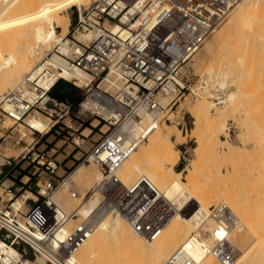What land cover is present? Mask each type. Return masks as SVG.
Instances as JSON below:
<instances>
[{
	"label": "built area",
	"instance_id": "1",
	"mask_svg": "<svg viewBox=\"0 0 264 264\" xmlns=\"http://www.w3.org/2000/svg\"><path fill=\"white\" fill-rule=\"evenodd\" d=\"M239 3L240 0H95L89 8L79 11L75 33H94L96 38L88 43L75 37L65 39L68 56L61 55L59 47L57 55L48 59V54L46 61L1 98L0 124L10 121L29 128L27 119L45 118L52 123L47 125L46 135L51 133L63 118L73 116V103L52 96L63 83L67 92L74 91L80 98L78 115L83 120L92 119L108 127L83 161L84 165L99 169L102 179L82 198L73 173L59 177V163L40 161L38 165L45 169V177L37 182L35 195L24 187H2L0 264H22L30 260L29 252L35 262L41 259L45 264H75L77 252L100 224L116 218L124 219L143 239L155 241L161 237L177 209L147 177L131 185L119 178V168L146 141L144 137L131 139L124 126L141 124L150 118L156 127L178 101L189 92L195 95L190 84L194 58ZM55 56L65 62L66 72L49 63ZM76 73L87 76L89 83L82 86L77 79L69 77ZM109 76L112 79L108 81ZM171 85L175 88L174 97L164 105L159 96L168 97L167 89ZM205 87L206 82L198 91L201 95L205 94ZM2 130L3 127L0 141L5 139ZM18 165L16 160H5L7 167ZM53 177L58 181L52 182ZM59 192L83 203L99 195L101 202L84 217L78 210L64 211L54 199ZM26 194L33 199H25L22 207L15 209V203ZM29 202L34 203L33 211L24 213L22 209L29 208ZM75 220L78 223L69 229ZM207 220L223 226L239 224V218L225 204L212 207ZM201 227L165 264H197L189 249L205 239ZM211 253L219 264H233L236 257L228 239L218 241Z\"/></svg>",
	"mask_w": 264,
	"mask_h": 264
},
{
	"label": "rangeland",
	"instance_id": "2",
	"mask_svg": "<svg viewBox=\"0 0 264 264\" xmlns=\"http://www.w3.org/2000/svg\"><path fill=\"white\" fill-rule=\"evenodd\" d=\"M93 1L94 0H92L90 5L93 3ZM253 2H257V0H254ZM0 3L1 9L4 5V2L0 0ZM87 8H82L79 10L78 8L67 7L65 11H62L61 15H67L70 19L69 33L67 35L68 38L65 37V39H70L73 37L77 39L80 34L75 33L79 11L83 12ZM263 15L264 14L262 12V17ZM232 19L233 16H231V18L228 19L229 21L227 20L226 23L204 43L200 52L194 58L190 68V72L192 74L190 84L192 85L191 90L195 92V95L192 94V92H189L185 98L178 101L176 105L171 110H169L166 117L159 120L158 126L165 131L171 132V134L176 137L173 140H177L175 147L179 152L180 158L175 170L177 172H184V176L181 180L185 184L193 186L195 183L194 181L193 183L188 184L189 174L186 172L187 170L192 169L190 163L192 161L193 164L198 165V169L201 171V174L206 176L210 180L211 184H213L216 188V190L213 188V194L216 191V194H214L215 196L220 197V193H222V196L233 199L232 206L228 207L237 215L240 223L243 225L244 231H242L241 235L244 239H239V235L236 233L235 236L233 235L234 239L232 236L230 237L231 239H229V241L232 247H234V243L237 249L241 247L239 250L243 254V261H245L244 263L264 264V260L258 258L255 253H247L253 246L254 240L251 238L250 230L248 227H246L252 224L254 225V223L257 224V218L259 220L260 215L261 217L264 216V37H260L261 39H258L259 36L257 37L258 34L256 32L252 33L254 36L252 34L249 35L251 38L255 37L250 39L248 35L246 36L244 33L242 34L239 32L242 35L237 33V37L239 36L240 39L247 37L245 41L247 42L248 40L249 42L247 44L250 45H246L244 47L246 44L245 43L244 45L242 44L243 47L240 48V40L238 39L237 41L236 36V38H234V36L233 38L227 37L228 39L221 41V43L212 50L211 55H208L207 51L210 44L212 43V40L217 36V34L225 29L226 25H228ZM262 25H264V23ZM262 25H259V27L262 28ZM261 28H259L257 31H262L264 26L263 29ZM13 31L14 29L10 32ZM57 32L59 36L61 35L62 30H58ZM261 34L259 33L260 36ZM4 37L9 39V36ZM6 38L4 39L6 40ZM17 38L15 37V39ZM19 40L15 41L18 42ZM11 41L9 42L6 40L5 44L6 47H9L11 43V51L14 49L17 50L18 47L20 48L21 44L24 46L22 40V42L19 41L18 43ZM236 41L238 43H236ZM245 41L243 39L242 43ZM7 42H9L8 45ZM29 43H31V41H29ZM17 44L18 47L15 48ZM12 48L14 49L12 50ZM41 48H36L38 51L37 55H31L32 59L30 58V61L33 63V67L35 68L43 61H46L48 54H50L48 59L54 55H57L56 53L58 49L55 48L54 45L51 49ZM40 50H42V52ZM238 51L239 53L237 54ZM39 53L41 55H38ZM234 55H236V57H234ZM39 56H41L43 60L40 59ZM239 57L244 59V62L241 60L243 65L241 62H239V64L241 63L240 65L238 63L236 64L235 61ZM242 58H239V61ZM210 69L215 71V75L211 77L209 75ZM224 72H229L230 74L228 77V85L233 86L231 92L235 90V86L239 84L242 85L244 82V93L242 95L239 94L238 100L232 104H222L217 106L220 102L218 103V101L215 99H211L210 96H213V94H219L216 91H221L219 82L222 79ZM204 82H206V85L209 83L210 93L201 95V93L198 91L200 90L201 86L204 85ZM64 88L65 86L63 83H61L55 89L52 96L55 98H63L73 103V116L71 119L67 117L63 118L51 133L46 135L45 132L42 135H38L31 131L27 126L14 125L10 121H7L5 125L0 124V128H4V130L1 131V134L5 136V139L0 141V196L3 195L4 188L11 187L13 183H15L16 188L19 189L24 187V190H28L35 195L34 192H38L35 184L41 178L45 177V169L38 165V162L40 161L43 163H46L47 161L59 163V177H63L66 172L68 174L74 173L80 166H85L90 170H92V168L93 170H99L94 165H84L83 161L87 154L91 151L92 147L96 145L102 138V135L108 131V127H105L104 124L99 125L97 121L92 119L89 121L83 120V118L78 115V103L80 98L76 96V92L74 91L64 93ZM6 91H4L1 95L4 96L11 90ZM3 96H1V98ZM224 96H226V94ZM224 96L222 95V97ZM162 98L165 97L159 96V100ZM203 99H205L209 104L216 105V107L212 108L214 112H211L213 117L210 122H207L199 111V105L202 101H204ZM215 111H218V116H214L216 113ZM197 118L201 119L199 127L194 126ZM42 120L46 122L47 125H52V123L45 118ZM218 120L225 122L226 131L220 133L219 141H216L213 134H218L220 129L218 126H215L213 122H217ZM94 127H97V129ZM7 130L9 131L7 132ZM178 135H180L179 139L177 138ZM198 139H200L205 146L203 156L200 161L196 159L194 153V150L198 147L196 144ZM147 143L148 140H146L143 145ZM226 143H229L236 148L238 156L236 155L237 157H233L234 159L228 157L225 145ZM43 156L46 157L45 160L41 159ZM6 159L16 160L19 162V167L12 171V167L5 166ZM34 160H36V162H33ZM26 177L31 178L30 182H28L29 180ZM51 181L57 182L58 178L53 177ZM24 182H28V185L24 186ZM196 182L199 183V181ZM76 184L82 198H84L86 194L96 185L94 182L90 183L83 180L76 181ZM217 190L220 191L218 194ZM23 194L24 191L18 194V198H20L19 196ZM209 195L213 196L211 193ZM215 196H213V203H210L208 205L209 207H207L208 212L212 207L219 204H224V202H217ZM29 197L33 199L31 195ZM54 199L61 205L62 209L68 213L77 211V209L80 208L82 204L87 202L84 201L83 203L81 201H74L65 192H59ZM29 206V208L24 207L22 211L24 213H27L28 211L32 212L34 203L29 202ZM240 206L241 208H239ZM242 207L243 210L244 208L247 210L244 211L250 213V216H246L247 213H245L243 217H251L252 222L251 218L248 217V219L252 224L248 223L249 221L246 225L244 224L245 220H248L245 219L246 217L242 218L244 219L243 221L241 220L239 215L242 216ZM234 209H236V211ZM185 210L187 212L188 206ZM23 220L24 219H21V221ZM259 221H261V219ZM77 223L78 222L76 220L72 221L68 228L70 229ZM205 223L202 224L201 232L204 234V238L206 240H211L212 234L210 231L212 226L210 225L212 223L210 224L208 221ZM245 233H247V235H245ZM236 238H238V240H236ZM235 240L237 241V244ZM216 243L217 242H215L214 245ZM182 244L183 243L181 242V245L173 250L174 253L183 246ZM26 252H29V250H26ZM174 253L171 252L168 259ZM29 257L30 260L26 261L35 262L30 252ZM244 257L246 258L244 259ZM215 261L218 263L216 259Z\"/></svg>",
	"mask_w": 264,
	"mask_h": 264
},
{
	"label": "bare ground",
	"instance_id": "3",
	"mask_svg": "<svg viewBox=\"0 0 264 264\" xmlns=\"http://www.w3.org/2000/svg\"><path fill=\"white\" fill-rule=\"evenodd\" d=\"M2 1L4 2V5L0 9V98L1 96H3L1 94L4 91L15 90L23 77L30 74L33 68H35L33 67V63L30 61V58L33 55H37L38 51L36 48L42 47L43 49H51L54 45L55 48L59 47V53L61 55H69V46L65 40V37H67L69 33L70 19L67 15L62 16L61 13L62 11H65L67 7L78 8L79 10H81L82 8H87L92 2V0ZM253 1L254 0H242L239 3V5L231 14V16H233V19L230 20L225 29L217 34V36L212 40V43L210 44L207 51L208 55H211L212 50L216 46H218L221 41H224L229 37L233 38V36L234 38H236L237 33L239 35H242L244 33V35L249 36L252 33L257 32V37L259 36L258 39H261L260 37H264V25H262L264 23V15L262 17V12L264 14V0H257V2ZM94 2L95 0L93 1V3ZM231 16L229 18H231ZM259 25H262V28L259 27ZM259 28L263 29V32H258L257 30ZM13 29L14 31L10 32ZM58 30H62V33L59 36L57 32ZM115 31H117V29ZM239 32L242 34H240ZM261 32L263 35L261 34ZM157 33L160 34L161 31L158 29ZM259 33L261 34V36L259 35ZM10 34L13 36H11ZM3 35L7 37L9 36V39L4 37ZM14 36L17 39H15ZM95 36L96 35L94 33H80L77 37V40L80 42L88 43L93 41L96 38ZM4 38H6V40L9 42L11 41V38V42H17L15 40L20 39L19 41H23L24 46H22V44L20 45L19 43L21 47L19 48L17 44L15 48L18 47V49L16 50L12 48V50H14L11 51V43L9 47L7 46V48L5 46L6 40ZM249 38L252 39L255 37L251 38L249 36ZM238 39L240 40V48L243 47L245 43L246 44L244 45V47L246 45H250L247 44L249 42L248 40L247 42L245 41L247 37L240 39L238 36L237 41ZM243 39L245 41L244 43H242ZM29 41L33 43L31 44L29 43ZM237 41L236 43H238ZM9 42H7V45ZM40 51L42 52V50ZM40 53L38 55H41ZM238 53L239 51L237 52V54ZM39 57L40 59H42L41 56ZM234 57H236V55H234ZM239 58L237 60L235 59L236 64H239L241 60L242 62H244L243 58L240 59V61ZM49 63H54L55 65L62 67L66 72V64L61 57L55 56L52 60L49 61ZM209 75L210 77L215 75V71L213 69H210ZM229 75V72H224L223 77L219 82V87L222 92L219 90V92L216 91L219 94H213V96H210L211 99H215L216 101L220 102L217 106L222 104H232L236 100H238L239 94L242 95L244 93V82L242 83L241 81L240 82L242 83V85L239 84L235 86V90L231 92L233 86L228 85ZM69 77L77 79L79 81L78 83H80L82 86H85L90 81L87 76L80 73L73 74ZM110 79H112L111 76L107 78L108 81ZM114 86L116 88L120 87L119 85ZM209 88V83H207V87H205V94L210 93ZM174 91V86H169V89H167L168 97L162 98L160 102L164 105H167L169 101L174 97ZM225 94L226 96H224ZM222 95L224 97H222ZM203 100L204 101L201 100L202 102L199 105V111L202 114L203 118L207 122H210L213 117L211 112H214L212 108L216 107V105L209 104L206 101L207 98L206 100ZM214 116H218V111L214 114ZM200 123L201 119L197 118L194 126L199 127ZM213 123L220 129L218 134H213L215 136V140L219 141V134L226 131L225 122H221V120H218L217 122ZM27 124L31 131H36L42 134L45 133L47 127L46 122H44L43 120L35 119L33 117L27 119ZM124 130H126L130 134L131 139L137 140L144 137L145 140H148V143L145 145H143L144 143H141L138 146L137 150L133 153V155H131V157L127 161H125L124 164L119 168V178L124 184L127 185L131 183L133 184L137 179L141 177H147L161 191V193L164 194L166 199L172 202V204L177 209V213L166 226L161 237H159L155 241H148L135 234L129 224L122 218L108 220L104 223L102 222L94 235L77 252L73 261V263L75 264H165L170 253H174L173 250L179 247V245H181V242L183 243L182 245H186L187 241L197 232L196 230L202 224L208 221L207 216L209 212L207 210V207H209L208 205L210 203H213L214 201L213 196H215L214 194H216V191L213 194V188L215 187L213 184H211L210 180L206 176L201 174V171L198 169V165L193 164L192 161L190 162L192 169L187 170L186 172L189 174L188 184L193 183L194 181L195 183L193 184V186H189L181 180L184 176V172H177L175 170V167L178 165L180 158L179 152L175 147L177 140H173L176 137L171 134V132L159 128L158 125L156 127L153 126L150 118L145 119L141 124L127 123L124 126ZM177 138L179 139L180 135H178ZM196 144L198 147L194 150V153L196 159L200 161L202 159L205 146L200 139L196 141ZM225 145L228 157L235 158V156L238 154L236 152V148L229 143H226ZM73 178L75 182L78 180H83L85 182L87 181L90 183H98L102 179V174L99 170H93V168L92 170H90L85 166H80L73 173ZM196 181H199V183H197ZM218 192L220 191L217 190V194ZM210 193L213 196H210ZM220 194V197L215 196L217 202H224V204L231 207L233 199L231 198V200L226 196H222V193ZM27 195L29 194L24 195L23 199H19L15 203V209H19L20 207H22L25 199H27L28 201L31 199L29 197L30 195ZM100 202V196H94L83 206H79L80 208L77 209L78 214L84 217L88 216L92 211L96 209ZM52 205L54 207V204ZM187 206L188 210L186 214H184L182 210H185ZM239 208H241V206ZM234 210L236 211V209ZM244 210H246V208H244ZM244 210L242 207V216L239 215L242 221L244 220L242 218H245L250 214L246 212L247 210ZM57 211L58 213H60V215L63 214L60 208H58ZM245 213L247 214L245 217H243ZM248 217H246L245 219H248ZM259 218L262 222L257 218V224L254 223V225L251 223L252 218L251 222L249 221V219L245 220V225L248 221V223L252 224L246 227H248V229L250 230L251 238L254 240L253 246L251 247L250 251L247 250L249 251L247 253H255L258 258L264 260V220H262L264 219V216L261 217L260 215ZM208 222L210 224L212 223L210 225L212 226V229L210 231L212 234L211 240L202 239L198 241V244H196L195 247L189 249L191 256L197 264H218L216 263L211 253V249L215 242L224 241L226 239L229 240L231 239L230 237H232L233 235L235 236L236 233L237 235H239V239H244L241 235L242 231L244 230L243 225L240 223V221L237 226H223L212 221ZM245 235H247V233H245ZM236 240H238V238H236ZM236 240L235 242L237 244ZM232 248L236 255L233 264H246L244 263L245 261H243V254L239 250V248L241 247L237 249L234 243V247ZM245 258L246 257H244V259ZM22 264L45 263L43 260L39 259L36 262L23 261Z\"/></svg>",
	"mask_w": 264,
	"mask_h": 264
},
{
	"label": "crops",
	"instance_id": "4",
	"mask_svg": "<svg viewBox=\"0 0 264 264\" xmlns=\"http://www.w3.org/2000/svg\"><path fill=\"white\" fill-rule=\"evenodd\" d=\"M64 93H68V92L66 91L65 88H64ZM65 101H68V100H65ZM15 169H17V167H16V168H13L12 171L15 170ZM12 171H11V172H12ZM26 178H28V180H29L28 182H30L31 178H29V177H26ZM28 182H26V183L24 182V183H23L24 186H27V185H28ZM13 185H15V183H13ZM11 186H12V185H11ZM35 186H36V188H37V183L35 184ZM30 188H31V187H30ZM37 189H38V188H37ZM34 193H37V191H35Z\"/></svg>",
	"mask_w": 264,
	"mask_h": 264
},
{
	"label": "trees",
	"instance_id": "5",
	"mask_svg": "<svg viewBox=\"0 0 264 264\" xmlns=\"http://www.w3.org/2000/svg\"><path fill=\"white\" fill-rule=\"evenodd\" d=\"M58 100L60 101H65L66 99H63V98H57ZM19 167V165L17 166V168Z\"/></svg>",
	"mask_w": 264,
	"mask_h": 264
}]
</instances>
